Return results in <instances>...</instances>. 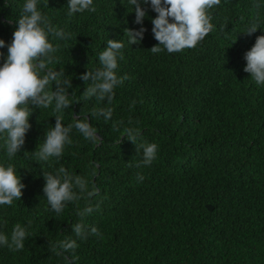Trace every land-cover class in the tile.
I'll list each match as a JSON object with an SVG mask.
<instances>
[{
    "label": "trees",
    "instance_id": "obj_1",
    "mask_svg": "<svg viewBox=\"0 0 264 264\" xmlns=\"http://www.w3.org/2000/svg\"><path fill=\"white\" fill-rule=\"evenodd\" d=\"M125 2L94 0V12L72 17L66 15L67 0L39 5L54 26L72 33L67 41L49 37L60 44L49 67L63 70L71 80L68 94L78 99L62 111V123H72V114L84 116L102 140H86L73 128V142L59 159L37 162L30 152L57 113L54 105L33 110L25 143L9 161L25 188L19 201L0 208L9 236L15 224H32L23 249L0 248V264H64L52 246L66 238L77 240L75 264H264V86L244 71L243 58L264 28L243 31L254 18L264 20V7L221 0L210 10L213 30L196 47L154 54L156 13L147 8L143 38L129 45L127 28L140 25ZM22 6L23 0H0L6 45ZM108 38L125 44L116 71L127 79L110 101L84 99L91 81L81 74L101 66L98 55ZM109 105V121L89 113ZM130 126L139 130L135 141L123 135ZM142 142H155L158 149L151 165L138 167ZM6 159L0 149V160ZM60 166L99 190L92 198L99 208L81 217L86 201L80 199L61 213L49 210L43 172ZM76 223L95 225L102 235L80 239L72 231Z\"/></svg>",
    "mask_w": 264,
    "mask_h": 264
},
{
    "label": "clouds",
    "instance_id": "obj_2",
    "mask_svg": "<svg viewBox=\"0 0 264 264\" xmlns=\"http://www.w3.org/2000/svg\"><path fill=\"white\" fill-rule=\"evenodd\" d=\"M9 0H4L7 4ZM48 0H23L22 11L15 22L12 39L7 43L0 38V48L7 47V55L0 63V149L6 154V160H0V208L11 206L19 201L25 184L17 172V167L9 161L17 156V152L25 143V134L31 127L29 116L34 109H46L54 105L55 124L45 132L43 142L35 151L30 152L35 161H49L50 157L59 159L66 145L72 144L70 133L76 129L86 140L101 141L97 129L88 119L76 118L72 114L73 122L64 124L62 111L67 109L76 96L68 94L72 87L71 80L63 74V70L49 67L55 59V53L60 44H54L49 37L67 41L72 33L65 28L54 26L39 5H47ZM125 4L135 12L134 23L139 28H127L126 36L129 45L137 43L143 38L145 28L143 19L147 15V8H151L156 15L151 18V31L158 43L150 50L154 54L167 51L180 52L186 48H194L214 28L212 10L221 4V0H126ZM254 7H264V0H253ZM147 6V7H145ZM96 10L94 0H67L66 15L72 17L76 13ZM264 20L254 18L243 32L251 34L257 28H264ZM236 39V37H235ZM106 47L98 55L100 67L87 70L81 74V79L91 81L84 89L83 98H95L97 101L111 100L117 86L121 85L125 75H118V61L123 59L122 49L125 44L120 39L108 38ZM162 46V47H161ZM243 58L246 61L244 71L248 72L256 85L264 86V34L258 35L255 42L247 49ZM51 85V91L49 86ZM72 97L71 99L69 97ZM92 116H102L109 121L113 115V108L96 107ZM123 135L135 141L139 130L127 127ZM142 160L138 163L151 165L156 159L158 145L155 142H142ZM44 197L47 199L49 210L61 213L68 202L84 199L85 206L78 211L81 217L90 214L93 208H99L100 202L95 204L92 198L98 189L89 186V182L80 175H74L64 166L53 172H43ZM144 179L137 173V180ZM7 220L0 215V248L21 250L25 247L28 236L29 219L25 225L17 223L12 228L10 236L3 231ZM75 236L86 239L89 234L102 235L97 226L76 223L72 226ZM78 247L76 239L66 238L57 241L52 246L55 255L60 256L64 264H75L77 257L71 255Z\"/></svg>",
    "mask_w": 264,
    "mask_h": 264
}]
</instances>
